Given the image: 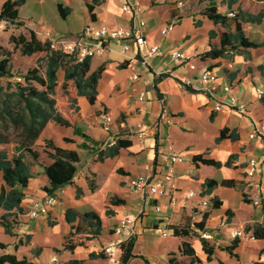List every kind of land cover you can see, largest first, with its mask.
<instances>
[{"label": "crops", "instance_id": "crops-1", "mask_svg": "<svg viewBox=\"0 0 264 264\" xmlns=\"http://www.w3.org/2000/svg\"><path fill=\"white\" fill-rule=\"evenodd\" d=\"M4 1L6 0H0L1 3ZM59 1L63 8L69 9L65 19L60 18L58 14L61 20H68L73 12H80L84 16V22L77 29V33L89 22L109 26L132 24V16L121 9L123 0H97L91 12L93 18L87 9V4L92 0ZM227 1L215 0L217 11L224 15L228 12L238 14L244 37L249 41L262 43L263 46L242 48L233 42L235 48L226 46L223 56L205 59L202 55L211 47H220V39L224 33H234L233 24L228 27L214 24L201 14L179 15V6L176 4L174 8L164 0L159 3L157 0H134L138 17L145 22L143 34L147 42L158 44L163 53L143 62L131 42H128L130 49L126 52L119 44L111 43L103 55L90 59L89 73L96 71L98 67L103 70L96 86L94 103L89 104L84 96L78 97L83 116H95L97 123L96 126L88 125L84 120L78 123L77 128L89 139L76 135L73 128L60 127L52 121L47 122L40 135L42 141L50 139L59 148L77 152L80 159L77 173L71 184L55 192L56 204L48 207L45 215L31 219L24 217L20 227L11 230L12 236L6 234L0 224V243L6 245L4 250H0V254H14L18 259L26 258L31 264H68L70 260L83 264H101L94 259L102 258L107 261L102 253V256L95 258L89 255L99 254L96 253V246L100 241H103L104 245L107 244L111 239V229L123 217L134 220L135 235L140 236L151 230L148 228L150 226L156 230L161 226L166 228L169 225H179L184 219L190 218L200 222L203 213L207 212L203 232L211 235V239L214 237L210 245L219 246V250L230 244L231 233L235 230L246 232L247 227L263 225L260 209L251 204V198L256 196L257 183L261 184L264 196V165L258 168L257 174L252 178L246 177L245 170L248 159L264 155V102L256 98L254 91L256 87L264 85V16L259 23L246 21L249 15L255 16L264 12V1L236 0L231 6H227ZM26 2L27 0L22 6ZM160 6H163L162 14L157 12ZM20 7L18 17L23 23V28L26 31H34L40 41H43L41 34L46 30L53 32L57 37H63L67 33V26L62 24L38 28L20 13ZM171 22L176 23L174 30L166 37H161L160 30ZM172 50H180L191 57L197 69L208 68L216 73L217 80L212 89V96L200 90L196 71H191L186 64L169 58L168 53ZM133 75H137L138 79L133 80ZM63 78L64 73L59 70L55 95L61 88ZM143 82H147V85L144 86ZM184 84L188 85L189 89L184 87ZM142 91L145 95L139 100V93ZM229 95L246 104L245 114L228 109L214 110L216 102L225 100ZM50 97L53 98V95ZM160 99L164 103V110L161 109ZM104 110L112 117L109 132L102 129ZM167 118L172 120V124L166 123ZM223 128H228L238 137L230 153L225 150L223 142L214 140ZM251 133H256L257 137L250 139ZM65 138L72 142H65ZM111 138L130 141V146L120 149L114 157L98 161V153L106 151V145ZM82 143L89 149L80 148ZM172 153L182 156L183 162L173 164L174 172L168 174L169 155ZM198 154L221 163H225L230 155H233L234 159L228 167H197L192 163V157ZM50 163L48 158L44 163H26L31 178L20 204L22 212L14 213L13 216L23 214L25 210L28 215L29 206L34 200L45 201L48 197L42 190L48 185L43 167ZM140 174L163 179L169 186H173L176 189L173 193L177 200L176 206H170L166 198L148 200L134 192L131 182ZM207 179L217 182L234 180L237 186H218L206 195L202 191ZM190 191L194 196L187 198L186 195ZM212 198L220 202L218 208L202 206L203 201L210 203ZM111 199H121L123 204L111 205ZM154 204L160 206V213L154 211ZM193 209H197V215H193ZM67 210L80 214L95 212L101 219V235L72 252L60 249V253L53 254L52 251L50 254V246L58 247L42 243L39 238L57 233L60 238L58 244L61 245L63 236L71 227L65 221ZM107 211L111 214L108 215ZM155 214L163 216L158 225L156 218L150 216ZM106 232L108 239H105ZM180 240L178 239L177 251ZM249 240H239V245L234 250L237 258L239 252L252 246L248 250L249 256L256 257L254 263H264L259 260L260 251L264 249V239H253V242ZM36 247L38 251H35ZM220 251L223 255L218 262L231 264L232 260L237 261V258ZM170 252L174 251H164L165 258ZM133 255L140 256L134 253ZM54 256L57 262L51 263Z\"/></svg>", "mask_w": 264, "mask_h": 264}, {"label": "trees", "instance_id": "trees-1", "mask_svg": "<svg viewBox=\"0 0 264 264\" xmlns=\"http://www.w3.org/2000/svg\"><path fill=\"white\" fill-rule=\"evenodd\" d=\"M26 0H6L0 7V20L9 25L23 26L19 21L18 8L25 3ZM206 3L205 7L200 11V14L206 17L214 24H220L228 27L230 24L234 25V33H224L220 39V47H211L209 51L202 55L205 59H215L224 55L226 46L235 48L233 42L242 48H258L262 47V43L249 41L244 37L241 23L238 20V14L234 18H228L226 15L217 11L215 0H202ZM264 1V0H257ZM97 0H92L87 4V9L90 16L93 18L92 10ZM236 0H228L227 6H231ZM57 12L60 18L65 19L69 13L68 8H63L61 4L56 5ZM264 16V12H260L255 16L249 15L246 21L259 23ZM28 36L25 35H10L9 42L13 44L15 49H18L23 56H31L36 53H45V72L43 75L39 74L37 69L28 70L24 75L25 87H17V92L13 93L19 99L15 107L5 103L0 112V119H7L16 129H19L17 147H12V142L5 136L0 135V174L5 186L0 187V209L6 215H13L14 213L22 212L20 207L21 201L24 198V190L28 186V181L31 178L27 164L24 162V154H28L33 161H37L40 154L33 149L35 141L40 138V135L47 124L52 121L60 127L73 128L74 133L88 140L89 137L83 134L77 125L84 120L88 125L96 126L95 116L84 117L78 104V97L84 96L89 104H93L97 93V83L102 73L103 68L89 73L90 59L84 58L81 62L75 61L70 55L64 54L60 51H54L49 48L47 42L40 41L34 31L27 30ZM6 53L5 57L0 60V78L13 77L9 67V57ZM61 70L64 73L63 82L61 84V94L55 95V87L57 85V72ZM34 82L42 89L30 86ZM184 87L189 89V86L184 84ZM53 95V98L50 96ZM12 96V94L10 95ZM8 96V99L10 98ZM264 102V99H262ZM161 109L164 110V103L160 99ZM104 113L106 111L104 110ZM237 135L231 132L228 128H223L220 133L214 137L216 142H223L227 152L232 151L233 144L237 140ZM65 142H72L65 138ZM44 154L51 160V163L43 167V173L47 177L48 185L42 190L47 196L54 197L55 192L60 188L72 183L74 176L77 173V164L80 159L76 151L64 150L57 147L50 139H43ZM130 146V141L117 139L116 145L109 147L106 151L98 153L97 160L102 162L105 158H111L118 154L122 148ZM82 149H89V147L82 143ZM233 155H230L225 163H221L212 158H205L202 155H194L192 163L199 167L213 166L215 168L228 167L231 165ZM234 188L237 182L234 180H223L217 182L213 179H207L203 184V194H210L216 187ZM79 192V191H78ZM212 208H218L220 202L216 198H212ZM111 205L123 204L121 199H111ZM107 214H111L107 211ZM2 216V219L6 218ZM208 213L202 215V219L192 226L195 230L203 232L205 220ZM65 221L71 225L70 231L62 238L61 247L64 251L72 252L77 247H84L86 242L97 238L101 235L102 224L100 217L95 212H86L80 214L74 210H67L65 213ZM189 220L184 219L180 225H169L167 229L170 230L173 237L180 240L178 252L185 257L190 258L191 263H200L195 254L194 248L187 241L191 236L192 226L189 225ZM4 227V232L8 235H13L10 226L7 223L1 222ZM157 227H154L156 229ZM246 233H251L255 240L264 239V221L263 225H254L247 227ZM202 251L206 255L208 262L212 260L214 255V248L208 243V240L201 238ZM135 238L129 239L121 245V253L119 255V262L127 264L130 259L136 257L149 264L147 259L143 256L133 255V248ZM239 245L238 238H232L229 245L221 247L220 250L225 251L230 257L237 258L234 250ZM6 245L0 243V250H4ZM91 258L102 256L101 253L96 255L91 253ZM167 264H178L175 253L170 252L167 255ZM0 264H31L26 258L18 259L14 254L3 253L0 254ZM68 264H83L77 260H70ZM218 264H223L218 262ZM254 264H264L255 262Z\"/></svg>", "mask_w": 264, "mask_h": 264}, {"label": "built area", "instance_id": "built-area-1", "mask_svg": "<svg viewBox=\"0 0 264 264\" xmlns=\"http://www.w3.org/2000/svg\"><path fill=\"white\" fill-rule=\"evenodd\" d=\"M0 2V7H1ZM177 5L182 6V2L178 1ZM121 9L124 13L130 14L132 16V24L130 26L115 25L109 26L102 23L89 22L82 27V29L77 33V35L70 39H63L57 37L53 32L46 30L41 34L43 42H47L49 48L54 51H60L64 54L70 55L77 62H81L84 58H92L96 56H101L105 53L108 46L111 43H117L120 45L123 51H128L131 42L133 46L138 50V55L142 61H146L156 55L163 53L162 49L158 44H149L143 34V29L145 28V22L138 17L136 10L134 9V0H123ZM228 18H234V12H228L226 14ZM175 22H171L165 25L160 30L161 37H166L170 32L174 30ZM6 23L0 20V30L6 28ZM168 56L172 60L179 61L187 65L188 69L191 71H196L197 81L200 85V90L208 96H212V89L217 80L216 73L208 68L197 69L194 63L191 61V57L185 55L180 50H172L168 53ZM133 80H137L138 76L133 75L131 77ZM15 82H23L20 76L14 78ZM144 86L147 82H143ZM255 96L258 100L264 99V85L255 88ZM145 93L142 91L139 93V100H142ZM223 109H228L229 111L245 114L247 107L244 102L239 100L233 95H229L225 100L221 102H216L214 110L221 111ZM102 129L105 132L110 131V126L112 124V117L109 113L102 114ZM167 124H172L170 118L166 119ZM261 136V135H260ZM257 137L256 133H251L249 138ZM116 138H111L107 143V148L116 145ZM170 165L167 166V173L173 174V164L182 163L183 157L179 154L172 153L169 155ZM264 165V155L259 158H250L246 161V177L252 178L257 174L258 168ZM132 190L142 197L151 200L166 198L168 204L172 207L176 206L177 200L173 196L176 189L173 186H169L163 179H154L150 176L140 174L132 179L131 182ZM175 189V190H174ZM261 184L257 183L255 185V198H251V204L254 207L260 209V219L264 221V196L261 191ZM194 196L192 191L188 192L186 197L191 198ZM56 204V198L48 196L45 201L34 200L28 210V215L30 218H36L41 213H47L48 207ZM208 201H203L202 206L206 207ZM153 209L156 213L161 212L159 205L154 204ZM135 235L134 231V220L130 217H123L118 220L116 225L111 229V239L106 245L102 247V253L110 261L114 262L119 258L121 253V245L127 242ZM243 230H235L231 233V238L240 239L244 236ZM250 238L253 240V236L250 233ZM162 236H167L166 232L162 233ZM201 237L203 239H211V235L202 232ZM57 258L54 256L51 258V263H56Z\"/></svg>", "mask_w": 264, "mask_h": 264}, {"label": "rangeland", "instance_id": "rangeland-1", "mask_svg": "<svg viewBox=\"0 0 264 264\" xmlns=\"http://www.w3.org/2000/svg\"><path fill=\"white\" fill-rule=\"evenodd\" d=\"M77 1V0H76ZM89 1V0H88ZM159 1L162 0H157ZM167 4L169 3L174 8L178 3V0H164ZM170 1V2H169ZM182 2V6L179 7L178 14L180 15H187V14H200V11L205 7L206 3L202 0H179ZM61 2L59 0H27L26 4L20 7V13L27 17V21L32 22L38 28H44L45 26H54L56 24H62L67 26V33L64 34L63 37L60 38H73L77 34V29L83 24L84 16L80 12H73L72 16L68 20H61L58 16L56 4ZM74 4H72V7ZM157 12L162 14L163 6L157 8ZM40 17H42V21H40ZM40 31V29H39ZM25 35L28 36V32L23 28V26L19 25H6L4 30H0V60L3 59L8 53L9 57V67L11 69V73L13 77H4L0 78V112L3 109L5 103L15 107L18 103L19 99L13 93H16L17 87H25L27 84L24 81V75L28 70L37 69L38 73L43 75L45 72V53H36L31 56H23L20 54L18 49H15L13 44L9 42V36L14 35ZM20 76L23 82L17 83L15 82L14 78ZM30 86L36 87L37 89L41 90L42 88L34 82L30 83ZM58 94H61V88L58 90ZM12 94V96H10ZM8 96L10 98L8 99ZM19 105V103H18ZM19 129H16L12 123H10L7 119H0V135L5 136L8 140L12 142V147H17L18 141V133ZM33 149H35L41 156L37 160L41 163L45 162L47 157L44 154V142L38 138L34 145ZM33 160L28 154H24V162L31 163ZM220 174H218L219 176ZM5 186L1 174H0V187ZM212 205V201L208 203V206ZM193 215H197V209L192 210ZM46 213H41L40 215H45ZM6 215L3 210L0 209V224L3 221L10 226L11 230L16 229L18 226L20 227L21 221L26 217L27 219H31L28 215L26 210L23 211V214L13 216V215H6L5 219H2V216ZM23 215V216H22ZM153 218H156L157 225L160 224L161 218L163 217L161 214L150 215ZM199 219V218H198ZM160 220V221H159ZM183 222V221H182ZM181 222V223H182ZM189 225L192 226L194 223H198V220H190L188 221ZM180 223V224H181ZM179 224V225H180ZM148 232L141 234L140 236L134 235L135 237V244L133 248V253L136 255L143 256L149 262V264H167V256L165 258L164 251H174L176 261L178 264H218V261L221 260V256L223 255L222 252L219 250V246H215L214 255L212 257L211 262H208L206 259V255L202 251L201 246V232L195 230L192 226L191 236L187 239V241L191 244V246L195 250V254L198 257L200 263H191L190 258L182 256L176 249L178 245V238L173 237L169 229L167 227H158V229L153 230V226ZM162 232H166L167 236H162ZM245 232V231H244ZM109 233V230H108ZM106 232L105 239H108ZM250 233H246L242 236L239 240L245 241L250 238ZM214 237L212 236V239ZM59 235L57 233H52L47 235L43 238H39L40 242H45L46 244H54L58 248H54L50 246L48 249L50 250V254L60 253L61 245H59ZM212 239H208L209 244ZM253 242V241H251ZM103 241L99 242V245L96 246V253H102L101 248L103 247ZM213 246V247H214ZM252 248V246H251ZM250 247H246L245 251L239 252V258L236 260H232L231 264H254V260L256 257L252 258L249 256L248 250L251 249ZM38 247H36L35 251H38ZM88 250L86 251V253ZM37 256L36 253H34ZM103 254V253H102ZM104 255V254H103ZM105 256V255H104ZM58 257V256H57ZM107 259V258H106ZM59 260V257H58ZM89 260V258H88ZM101 264H111L110 261L107 259L103 260L102 258L94 259ZM259 260L264 262V249L260 251ZM61 263V261L59 260ZM91 264V263H89ZM113 264H121L119 259L113 262ZM127 264H145L143 260L140 258L137 259H130ZM227 264V263H225Z\"/></svg>", "mask_w": 264, "mask_h": 264}]
</instances>
